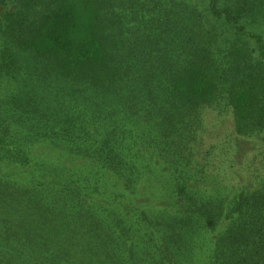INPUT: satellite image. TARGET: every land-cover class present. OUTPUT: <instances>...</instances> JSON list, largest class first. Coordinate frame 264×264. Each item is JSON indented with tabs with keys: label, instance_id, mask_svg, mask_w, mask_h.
Listing matches in <instances>:
<instances>
[{
	"label": "trees",
	"instance_id": "obj_1",
	"mask_svg": "<svg viewBox=\"0 0 264 264\" xmlns=\"http://www.w3.org/2000/svg\"><path fill=\"white\" fill-rule=\"evenodd\" d=\"M39 4L16 12L5 8L0 21V214L6 216L0 264H78L64 252L75 235L86 236L79 245L85 242L101 264H132L134 247L146 246L132 236L137 226H149L155 240L153 250L146 246L153 258L136 264H188L200 247L195 235L206 230L218 233L204 264H264V200L250 199L244 215L230 216L232 207L227 211L220 196L187 183L194 172L161 131L164 121L193 126L181 110L209 92L212 101L233 106L239 129L264 128V35L243 22H264V0ZM34 144L71 155L72 164L65 169L63 161H31ZM29 166L11 178L15 168ZM41 173L50 178L41 179ZM87 173L92 176L85 180ZM145 175H169V192L178 194L174 211L158 209L149 222H142L141 204L120 207ZM92 187L99 188L94 200ZM258 188L264 197V182ZM191 200L218 213L209 228L195 213L179 210L180 202ZM222 215L230 222L219 230ZM26 222L46 235H8ZM48 235L51 246L41 242Z\"/></svg>",
	"mask_w": 264,
	"mask_h": 264
},
{
	"label": "rangeland",
	"instance_id": "obj_2",
	"mask_svg": "<svg viewBox=\"0 0 264 264\" xmlns=\"http://www.w3.org/2000/svg\"><path fill=\"white\" fill-rule=\"evenodd\" d=\"M230 1L233 0H228V2ZM40 2L41 0H4L3 3H0V21L2 20V13L5 8L16 12L26 8H33L36 4L38 5H36L35 8L39 7ZM220 4L221 2H218V5ZM231 5L234 6V4ZM227 8L230 9L231 6L228 5ZM216 9L220 10L219 8ZM260 10L261 8H258V12ZM243 22L248 31H253L252 29H254L256 32L262 31L264 35V22L258 24V21L256 22L255 18L252 19L251 17L245 18ZM116 26L117 17L113 13L111 27L115 29ZM2 31L0 32V48L1 39L4 37ZM127 31L132 32L133 30L129 27L127 28ZM250 40L252 41V39ZM133 49L136 51L138 50L134 47ZM154 54L157 53L155 52ZM255 54L257 53L255 52ZM209 95L197 98L194 103L189 104L186 109L184 107L181 110L191 115L194 122L193 126L188 124V120H185L184 123H179L176 126L170 125L167 121L161 122V131L164 135L163 140L168 141L169 147H171L172 150H175L182 159L189 163V170L193 171L194 175L193 177L189 175L187 183L192 186V182H194L203 187L202 193L206 190L207 193L217 194L222 198L223 205L227 211L232 207V211L229 215L232 217H239L246 213L249 207L247 201H250V199L264 200V197L259 194L258 188L264 182V128L258 131L255 129H239L238 124L236 123L233 106L226 100L212 101V97H208ZM30 150L31 153L41 156L39 157L36 155V157L34 156L35 158H32L31 154V161L39 163H44V159L50 162L52 159L54 163L63 161L65 162V169L72 164L69 161L70 158H73L71 155H66L51 147L48 148V151H43L42 147L34 144ZM45 156L47 157L44 158ZM152 162L153 163L150 164L151 166L160 168L161 171L165 170L163 169L164 164H159L155 161ZM30 166L28 168H15L13 172H11V178L23 174L24 172L22 170L24 169L27 171ZM87 166L91 167V161L87 163ZM38 167L41 169L42 166L38 164ZM5 169L8 170V167ZM90 172L93 173V171ZM157 173L159 172H155L154 174ZM90 176L92 175L87 173L82 177L87 180ZM105 176L109 177L110 175ZM185 177L181 178L184 179ZM49 178V174L45 175L44 173H41V179L47 180ZM168 178H170L169 175H161L158 177H154L153 175L148 177L145 175L143 177L144 182L138 187V189H136V191H129L132 196L129 197L128 200L122 201L120 207L129 208L134 206L135 203L141 204L143 207L142 211L145 213V218L142 222H149L148 217L151 219L153 213L158 209L167 213L174 211L178 194H170L169 183L167 182ZM172 178L174 177L172 176ZM105 181L108 182V184H111L109 178H106ZM147 182H151V189L149 188L148 191L144 189V187L148 186ZM91 189L94 195L90 194V199L94 200L98 197L96 195L99 188L92 187ZM179 194L183 195V191H180ZM65 196L70 195L66 192ZM15 200L18 201L17 198H15ZM83 201H86L85 203L88 202L87 200ZM7 202L10 203L8 200ZM69 205L76 206L73 204ZM178 208L183 213H195L207 228H209L208 223H210L208 220L215 222L218 217V213L212 208L210 213L205 212L209 207H206L205 203L201 200H191L188 205L185 204L184 201L180 202ZM96 209L99 210V208ZM107 215L111 218L117 214L108 212ZM4 217L6 216L0 214V227L5 223L3 220ZM12 218L16 219L17 216L13 215ZM22 220L23 219L21 218V221ZM177 221L182 222L183 219H178ZM170 222L174 223L172 220H170ZM226 222L227 224L230 222L229 216L222 215L216 228L220 230L226 226ZM31 224V222H26L25 225L23 224L20 226L19 233L10 230L8 235L10 233H13L11 236L16 234L22 236L25 233L28 235L29 233L46 235L43 228L32 229L30 228ZM174 225L176 224L174 223ZM167 228L168 232H170L171 229L168 224ZM217 233L218 231L212 232L206 230L202 232V235H195L198 237L197 244H199L200 247L196 250L192 262L188 264H204L205 258L210 251H212L210 249L213 246V241L215 240ZM132 236L136 240L144 242L142 245L149 246L153 250V246L151 245L155 240V232L152 233V229L149 226H145L144 230H141V228L137 226ZM132 236L130 234V237ZM143 236H146L145 240ZM82 239L86 241V236L79 238L78 235H75L72 239L74 245L64 246V252L69 253L70 255L67 256V258L76 260L78 264H101L96 252L91 251V248H89L88 245H85V242L79 245ZM41 242H44L45 246H51V237L49 236L47 237V240ZM60 243L61 238L59 239L57 246L61 245ZM53 246H56V244ZM146 246L143 248L134 247V251L138 254L134 256L132 264H136L140 260L147 263L148 259L153 258Z\"/></svg>",
	"mask_w": 264,
	"mask_h": 264
}]
</instances>
